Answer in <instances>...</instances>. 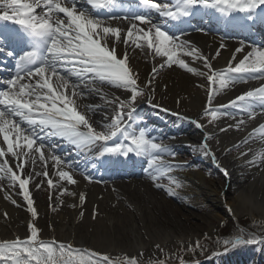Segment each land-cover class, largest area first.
<instances>
[{"label":"snow or ice","instance_id":"snow-or-ice-1","mask_svg":"<svg viewBox=\"0 0 264 264\" xmlns=\"http://www.w3.org/2000/svg\"><path fill=\"white\" fill-rule=\"evenodd\" d=\"M86 2L95 10V14L78 7L79 0H0V21H11L19 26L14 29L0 25V53L15 61V74L0 81V138L4 145L0 146V181H8L7 190L3 185H0V190L5 192L6 200L17 205L8 190L18 185L19 192L16 194L23 198L26 210L31 214L27 224L28 235L24 239L0 240V264H117L107 254L74 248L70 243L55 239L39 238L40 230L35 223L38 212L29 190L30 180L43 176L47 178L50 189L60 187L61 195L75 193L60 185V181H67L68 185L77 183L72 173L64 170L73 168L75 162L56 154L55 149L60 144L54 143V140L74 146L80 152L99 144L101 157L107 154L147 155L149 168L146 171L155 173L152 175L154 181L170 173L173 168L185 166L165 161V155L175 156L170 147L156 142L154 137L149 138L145 129L141 128L138 132L134 129L132 121L136 105L145 99V93L151 106L160 105L154 102L152 95L153 80L158 69H152L153 76L147 83H138L139 75L129 63L127 49L130 45L136 49H146V54L160 58L163 61L160 67L177 65L190 73L206 77L204 115L210 114L214 119L218 114L239 116L235 124L237 129L245 123V117L255 120L264 116V82L235 96L226 105L211 106L218 91L241 82L264 81V45H249L247 48L250 50H247L241 42L232 52L226 67L215 68L212 62L226 48L224 42L220 43L214 56H206L181 38L183 32L171 34L166 25L155 23L151 15L155 12L166 21L180 23L195 12L205 10L217 13L225 24L236 21L238 15L249 24L257 21L264 23V0H174L172 4L139 0V6L145 9L141 14L129 11L121 0ZM36 9L42 11L37 13ZM117 9L123 11L124 15L111 14ZM113 21H126L127 31L112 26ZM121 43L125 46L123 55L119 52ZM17 47L20 48L19 54ZM181 55L201 61L206 71L190 67L180 58ZM106 86L123 90L126 98L115 96L107 101L106 107H111L113 114L110 117L105 115L104 122L94 121L92 115L100 105L78 101L91 94H98L103 99L108 95L104 92ZM227 108H233L236 112L222 111ZM162 110L168 111L166 108ZM192 123L199 128L205 127L199 120ZM231 127L229 125L220 131H227ZM255 133L264 137V123L254 128L241 143H246ZM118 136L122 138L119 143L113 140ZM208 139L210 134L206 131L205 140ZM202 150L204 155L216 160L207 142L203 143ZM10 159L15 161V167L9 162ZM37 160L43 170L35 172L33 176L26 169L31 163L34 170ZM49 160L53 161L55 169L52 176L47 166ZM258 162H264V153L259 154V160L254 156L249 161ZM217 166L220 167L219 164ZM221 170L228 174L227 169ZM53 177H58V180L54 181ZM84 178L92 179L86 174ZM155 186L162 187L160 184ZM35 187L39 188L40 184ZM79 199L81 203L84 202L83 193ZM4 216L7 218L8 214L4 213ZM95 216L94 209L93 218ZM257 242L264 243V239H246L241 233L224 241L225 251L228 245L235 247ZM127 264L138 262L132 257ZM158 264H164V261ZM181 264H184L183 260Z\"/></svg>","mask_w":264,"mask_h":264},{"label":"bare ground","instance_id":"bare-ground-1","mask_svg":"<svg viewBox=\"0 0 264 264\" xmlns=\"http://www.w3.org/2000/svg\"><path fill=\"white\" fill-rule=\"evenodd\" d=\"M78 7L95 14V10L87 4L86 0H79ZM152 18L155 23L166 25L165 21L160 20L158 14H153ZM171 22L168 20V23ZM112 26H118L125 32L127 31L126 21L123 23L113 21ZM198 29L169 32L176 35L183 32L182 39H186L209 57L214 56L220 43L224 42L226 48L222 49L221 55L212 62L215 68L220 69L226 67L232 52L240 46L241 42L247 48L253 44L260 46L256 40H264L262 33L257 31L252 35L245 36L222 33V39H219L214 37L213 31L210 28L206 29V26H201ZM124 51L125 46L121 43L119 52L123 55ZM127 51L130 56L129 63L139 75L138 83L142 85L147 83L153 76L151 74L154 66L148 67L144 62H152L153 56L146 54V49H136L132 45L128 47ZM156 58L160 65L163 61ZM180 58L184 59L190 67L206 71L201 61H194L192 57L184 55H181ZM262 82L264 81H249L229 86V88L216 93L213 104L226 105L235 96L250 88L259 87ZM206 84V77L172 65L164 74L155 76L153 80V93L157 92L159 96L153 100L160 106H151L146 98L137 103L135 112L145 110L144 112L148 113L152 123L163 125L166 127L167 133L173 134L167 139L170 146L187 147L191 154L198 159L203 155V143L207 142L215 153L216 160L214 161L211 156H205V163L215 170H220L223 174L221 168L227 169L228 174H224V176L227 178L229 188L234 192V196L230 200H226L224 184L222 183L219 188L215 181L216 184L213 186L211 182L206 181L207 174L196 166L185 170L173 168L171 173L179 184L178 188L181 192H177V194L179 198H182V205L198 207L204 202H211L210 220L215 218L214 215L220 211L223 214H234L240 211L249 213L250 216L259 214L262 219L264 218V162L249 163V161L254 156L259 160V154L264 153V137H261L260 133H255L246 143H241V141L260 123H264V116H259L255 120H248L245 117V123L239 129L235 127L236 121L240 119L239 116H228L218 119L215 123L205 124L199 115L207 100ZM104 92L108 95L103 99L98 94H91L78 101L100 105V108L92 115L94 121L104 122L105 115L110 117L113 114L112 108L106 107L107 101L115 96L126 98L123 90L112 86H106ZM165 108L168 111L162 110ZM257 111L259 110L257 109ZM193 120H199L205 127H197L195 123H192ZM229 125H232L230 129L220 131V129L228 128ZM206 131L210 134V139L207 141L205 140ZM56 141L53 142L56 143ZM65 145L70 147L71 154L64 152L59 154L60 147L55 149V152L75 162L73 168L64 170L70 171L77 183L74 185H68L67 181L59 183L70 192H74L75 195H61L60 187L50 189L47 178L43 176L35 177L29 183V190L38 212L35 223L40 230V239H55L58 242L80 245L86 249L109 255L117 261V264L120 262L116 258H120V255L125 252L145 254L150 258L160 252L162 248L173 253L181 242L192 240L194 232L185 228L184 231L182 228L169 226L171 225L170 218L164 214L166 200L151 183L154 173L149 172L141 178L131 176L125 178L117 173H109L113 175L106 173L105 175L108 176L98 178L94 167L86 171L84 164L97 154V148L100 145L98 144L86 152L75 150L74 146L67 143ZM0 146H4L2 138H0ZM62 148L64 150V147ZM232 148H235L234 153L230 151ZM241 153H246V155H241ZM164 160L172 164L181 165L182 163L180 157L176 155L164 158ZM9 162L15 167V161L10 159ZM52 165L53 161L49 160L47 166L50 176L55 171ZM26 170L35 176V172L42 171L43 166L37 160L34 170L31 163L27 165ZM84 174L92 177L91 181L86 180ZM92 174L93 176H91ZM245 174L247 175L244 176ZM242 177L245 178L241 180ZM53 179L54 181L58 180V177H53ZM240 181H246V183L240 184ZM7 184L6 180L0 181V185H3L6 190ZM36 184H40V187L36 188ZM8 191L20 206L13 205L9 200H6L5 192L0 190V240L15 239L16 237L24 239L28 235L27 224L31 219V214L27 212L23 198L16 194L19 192L18 185ZM81 193L85 196L83 203L79 199ZM94 209L96 211L95 218H93ZM4 213L8 214L7 218ZM207 221L209 222V220ZM247 238H251V236H247Z\"/></svg>","mask_w":264,"mask_h":264},{"label":"rangeland","instance_id":"rangeland-1","mask_svg":"<svg viewBox=\"0 0 264 264\" xmlns=\"http://www.w3.org/2000/svg\"><path fill=\"white\" fill-rule=\"evenodd\" d=\"M155 2L158 3H174V0H155ZM153 14H158L155 12H152ZM158 16H160L158 14ZM163 19L164 17L160 16ZM214 37H217L219 39H222L219 33H212ZM153 61H145V65L148 67L158 68V71L155 73V76L159 74H164L169 69V66L160 67L159 60L155 57L152 58ZM153 75V73L151 74ZM147 93H145V99L147 97ZM153 99L158 98V93L154 92L152 93ZM143 99V100H145ZM212 107H216L219 105L212 104ZM222 111H226L228 113H234L236 112L233 108H227L223 109ZM224 117H228L222 114H218V116L214 119L211 117L210 114L204 115L203 110L201 111L199 118L205 123H215L218 119H222ZM137 119H143V117H138ZM118 141L117 143H119ZM156 142L158 143H164L165 145H168L170 149L175 153L176 156H179L182 163L181 165H185L184 167H181V170L188 169L190 167L196 166L199 168L202 172H205L207 174L206 181L211 182L213 186H215L216 182L218 183L219 188H221L222 183L224 184L225 189V195L226 200L232 199L234 196V192L229 188V183L227 181V178L224 176V174L220 170H215L211 168L207 163H205V156L204 152L203 155H201L200 159L194 157L191 152L189 151V148L187 147H175L170 146L169 143H166L163 139H157ZM100 147V151H101ZM99 151V152H100ZM231 152H235V148H232L230 150ZM116 154H112L111 156H115ZM137 156V154H136ZM141 157V164H142V171L144 173H141L138 175V177L135 178H141L142 176L147 175L151 171H146V169L149 168L148 166V159L149 157L147 155H140ZM165 157H171L170 155H165ZM95 166L98 167V162H91L88 168ZM140 167V164H136L135 169H138ZM245 174L244 176H246ZM250 175V174H249ZM245 177L240 178L243 180ZM173 181H176L175 176L170 173H165L164 175H161L159 179L153 180L151 182L154 185V188L157 192H160L165 200H166V207L164 210V214L166 217L170 218L171 225H169L172 228H182L184 230L187 229L188 231L194 232L192 240L189 242H181L175 249L173 253H171L168 249L162 248L160 252L155 254L152 257H148L145 254H130V253H123L120 255V258H116L120 262V264H127V260L135 257L138 264H150V262H155V264H158L159 261H164V264H181V260L184 261V264H190L191 262H195L196 258H199L204 250H209L211 247L215 246L216 244H221L222 241L224 242L226 239L230 240L232 236H238L241 233L244 234L243 229H247L251 232H254L259 236H264V218H260L259 214L258 216H250L249 213L246 212H236V213H230V214H223L222 211L220 213L217 212V215L213 219H209V214L212 212L210 209L212 208L211 202H204L203 204L199 205L198 207H192L189 205H182V198L178 197V193H180V189L177 186L176 183H173ZM216 181V182H215ZM241 183H246V181H240ZM156 184L162 185V187H156ZM171 192V194H170ZM46 193V190H45ZM209 220V222L207 221ZM185 231V230H184ZM260 231V232H259ZM245 238L247 239V234L245 233ZM230 238V239H228ZM257 239V238H256ZM41 240H52L48 238H42ZM65 244H68L66 242H63ZM197 243L199 244V247H197ZM257 244H262L260 242H257ZM245 245V244H243ZM255 245V244H254ZM74 248H83L86 249L83 246L80 245H72ZM216 247V246H215ZM214 247V248H215ZM221 247V246H220ZM232 247L231 245H228V248ZM189 248L193 250H189ZM222 249H225L224 247H221L219 250L211 251L214 253L208 254V256H214L217 255V253L221 252ZM246 260H243L239 262L237 261V264H250V257H244ZM264 262V261H263ZM264 264V263H262Z\"/></svg>","mask_w":264,"mask_h":264},{"label":"trees","instance_id":"trees-1","mask_svg":"<svg viewBox=\"0 0 264 264\" xmlns=\"http://www.w3.org/2000/svg\"><path fill=\"white\" fill-rule=\"evenodd\" d=\"M260 232V231H259ZM264 232V231H263ZM233 237H236V236H232L231 237V239L233 238ZM228 239H230V238H228ZM227 240V239H226ZM216 246V247H215ZM215 246H213V247H211L210 249L212 250V251H215V250H219L221 247H224L225 246V244H224V242L222 241V243L221 244H216ZM221 246V247H220ZM215 247V248H214ZM233 249H241V248H247V250L249 251V253L251 254H253V252H256V253H261V254H263L264 255V243H262V244H255V245H252V244H247V243H245V245H243V244H240V245H237V246H235V247H232ZM204 250V252L200 255V256H198L199 258H196V260H203V259H208V258H212L211 256H208V254H210V253H214V252H212L211 250ZM217 258H212L210 261H212V260H216ZM260 263H261V260H260Z\"/></svg>","mask_w":264,"mask_h":264},{"label":"water","instance_id":"water-1","mask_svg":"<svg viewBox=\"0 0 264 264\" xmlns=\"http://www.w3.org/2000/svg\"><path fill=\"white\" fill-rule=\"evenodd\" d=\"M243 231H244V234H245V233H248L249 235H248V234H247V235H248V236H251V238H253L252 236H254V237L256 236L257 239H259V238H263L262 236H259V237H258V235H257L256 233L251 232V231H249V230H247V229H243ZM256 237H255V238H256Z\"/></svg>","mask_w":264,"mask_h":264}]
</instances>
